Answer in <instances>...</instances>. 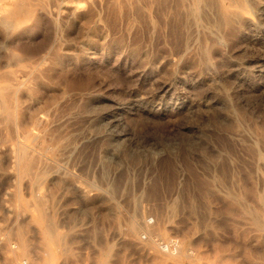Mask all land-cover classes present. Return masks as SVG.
<instances>
[{
  "label": "rangeland",
  "instance_id": "1",
  "mask_svg": "<svg viewBox=\"0 0 264 264\" xmlns=\"http://www.w3.org/2000/svg\"><path fill=\"white\" fill-rule=\"evenodd\" d=\"M0 22V264H264V0Z\"/></svg>",
  "mask_w": 264,
  "mask_h": 264
},
{
  "label": "bare ground",
  "instance_id": "2",
  "mask_svg": "<svg viewBox=\"0 0 264 264\" xmlns=\"http://www.w3.org/2000/svg\"><path fill=\"white\" fill-rule=\"evenodd\" d=\"M1 23V22H0ZM2 106V105H1ZM3 110V109H2ZM8 114V113H7ZM4 115V114H3ZM5 116V115H4ZM1 121V120H0ZM2 122V121H1ZM19 144V143H18ZM14 153V152H13ZM17 157V156H16ZM16 157H14L15 159H16ZM20 157V156H19ZM19 157H18V159H19ZM17 159V160H18ZM15 161V160H14ZM36 161V160H35ZM16 163V162H15ZM17 164V163H16ZM17 167V166H16ZM44 194V193H43ZM45 195V194H44ZM248 195V194H247ZM36 196H38V195H36ZM38 201L40 202L41 200H42V195L41 194H39V197H38ZM43 201V200H42ZM41 203V206H42V202H40ZM37 205H39V203L37 204ZM37 208V207H36ZM40 209V208H39ZM43 209H42V207H41V211H42ZM40 211V210H39ZM40 225V224H39ZM20 239V244H21V247L22 248H24L25 247V241H24V239L22 238V237H20L19 238ZM186 251V250H185ZM186 254V253H185Z\"/></svg>",
  "mask_w": 264,
  "mask_h": 264
}]
</instances>
